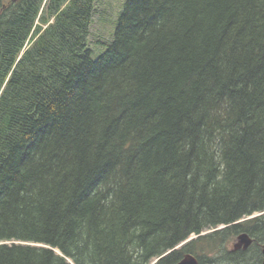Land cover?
<instances>
[{
  "label": "trees",
  "instance_id": "obj_1",
  "mask_svg": "<svg viewBox=\"0 0 264 264\" xmlns=\"http://www.w3.org/2000/svg\"><path fill=\"white\" fill-rule=\"evenodd\" d=\"M96 2L0 0V264H260L264 0Z\"/></svg>",
  "mask_w": 264,
  "mask_h": 264
},
{
  "label": "rangeland",
  "instance_id": "obj_2",
  "mask_svg": "<svg viewBox=\"0 0 264 264\" xmlns=\"http://www.w3.org/2000/svg\"><path fill=\"white\" fill-rule=\"evenodd\" d=\"M125 1L126 0H97L89 35L90 47L94 51V58L106 50L107 45L103 43H108L110 41L111 32L112 30L114 31L118 13L122 9ZM256 215L259 214L253 216ZM208 232L209 231L205 233ZM56 252L58 253V251ZM153 262H155V260Z\"/></svg>",
  "mask_w": 264,
  "mask_h": 264
},
{
  "label": "water",
  "instance_id": "obj_3",
  "mask_svg": "<svg viewBox=\"0 0 264 264\" xmlns=\"http://www.w3.org/2000/svg\"><path fill=\"white\" fill-rule=\"evenodd\" d=\"M192 238L194 237H190L189 239L181 243L178 247L188 242ZM252 243H253V239L247 233H241L236 237L235 242L232 244V251H238V250L246 251L252 245ZM261 253H262V260L260 264H264V243L261 246ZM176 264H198V260L193 255L187 253L184 254L183 257Z\"/></svg>",
  "mask_w": 264,
  "mask_h": 264
}]
</instances>
